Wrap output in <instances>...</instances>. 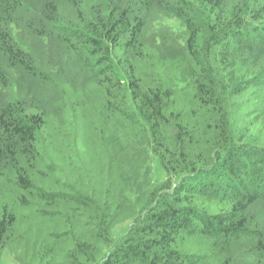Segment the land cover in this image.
Listing matches in <instances>:
<instances>
[{"label":"trees","instance_id":"1","mask_svg":"<svg viewBox=\"0 0 264 264\" xmlns=\"http://www.w3.org/2000/svg\"><path fill=\"white\" fill-rule=\"evenodd\" d=\"M142 2L147 9L165 6L164 0ZM195 2L207 14L187 7L193 14L185 53L165 60L145 44L144 22L131 23L130 11L120 13L108 29V46L93 45L107 54L97 72L99 107L78 101L77 118L50 121L43 114L2 111L0 253L26 246L32 264H220L219 237H260L245 213L256 202L247 197V185L243 193L238 188L237 201L214 200L184 184L173 193L158 192L110 255L102 252L112 246L113 228L136 213L127 189L137 166L120 140L126 132L149 140L168 174L199 170L232 187L235 166L264 158V33L246 30L226 0ZM12 12L0 4V60L30 70L31 60L10 31ZM257 15L263 19L264 7ZM121 29L128 39L117 35ZM118 69L126 70L127 84ZM178 75L186 87L176 86ZM238 139L246 144L239 149ZM263 165L264 159L256 161L258 179ZM190 228L196 233H187Z\"/></svg>","mask_w":264,"mask_h":264},{"label":"rangeland","instance_id":"2","mask_svg":"<svg viewBox=\"0 0 264 264\" xmlns=\"http://www.w3.org/2000/svg\"><path fill=\"white\" fill-rule=\"evenodd\" d=\"M142 1L148 0H0V4L7 5L13 11L10 31L19 49L32 62L31 69L24 70L3 65L4 62L0 60V114L3 110H7L9 115L16 113L19 116L36 113L43 114L50 121L52 118L63 119L71 115L77 118V112L73 109L78 101L97 104L99 107L101 92L97 72L101 68L102 57L107 54L105 52L102 56L94 48L95 42L98 41L102 48L108 46V29L126 10L130 11L129 22L133 23L134 18L144 22L143 37L150 53L163 60L184 54L186 41L191 34L188 20L193 14L187 11V7H193L202 16L207 11L195 0H164L163 9L156 6L147 9ZM226 5L229 13L237 10V15L245 21L246 30L257 37L264 33V17L258 20L257 15L264 7V0H226ZM186 11L188 13L185 14ZM2 16L10 18L8 12H3ZM117 35L120 38L124 35L122 29ZM94 49L95 52H92ZM118 70L123 84H127L126 70ZM262 78L264 80V76ZM175 84L178 88L187 85L181 75L175 77ZM172 135L173 131L169 139ZM131 137L126 132L120 140L125 147L130 148L134 165L137 166L135 178L127 189L128 197L136 206V213L113 228L110 234L112 246L101 247L104 258L128 234L135 219L143 217L144 212L154 206L158 192L173 193L186 184L189 189L195 187V192H203L214 200L229 196L240 201L238 188L243 193L247 185L250 189L247 197L252 196L256 202L245 213L250 226L256 228L260 237L254 238L249 234L219 237L216 249L222 251L220 264H264V177L258 179L253 174L256 161L260 162L264 158L244 159L242 164L235 166L237 176L235 187H232L223 181L222 176L199 170L170 175L149 140L139 142ZM235 144L238 149L246 145L239 139ZM253 145L249 143L247 146ZM246 154H249L248 151ZM124 169L126 173L129 171L127 166ZM259 169L264 175V165ZM187 233H196V230L190 228ZM195 254L196 251L190 252V256L197 258ZM103 262L100 260L95 264ZM0 264L32 262L26 246L12 245V248L1 251Z\"/></svg>","mask_w":264,"mask_h":264}]
</instances>
